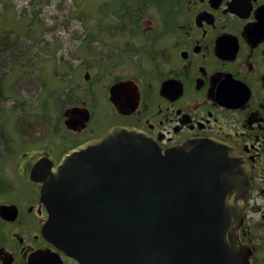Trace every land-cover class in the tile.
I'll use <instances>...</instances> for the list:
<instances>
[{
	"label": "flooded vegetation",
	"instance_id": "obj_1",
	"mask_svg": "<svg viewBox=\"0 0 264 264\" xmlns=\"http://www.w3.org/2000/svg\"><path fill=\"white\" fill-rule=\"evenodd\" d=\"M116 4L119 25L100 29L110 49L77 63L78 79L72 72L58 77L70 88L54 111L49 99L38 104L44 112L38 130L28 100L5 108L0 264H84L50 241L42 185L31 171L41 159L58 165L68 151L114 127H136L164 151L216 138L245 155L252 180L239 236L251 248L250 264H264L254 218H264V0ZM1 95L0 110L8 102Z\"/></svg>",
	"mask_w": 264,
	"mask_h": 264
},
{
	"label": "water",
	"instance_id": "obj_2",
	"mask_svg": "<svg viewBox=\"0 0 264 264\" xmlns=\"http://www.w3.org/2000/svg\"><path fill=\"white\" fill-rule=\"evenodd\" d=\"M31 175L50 241L84 264H250L239 228L251 166L224 140L163 151L136 127H114Z\"/></svg>",
	"mask_w": 264,
	"mask_h": 264
},
{
	"label": "rangeland",
	"instance_id": "obj_3",
	"mask_svg": "<svg viewBox=\"0 0 264 264\" xmlns=\"http://www.w3.org/2000/svg\"><path fill=\"white\" fill-rule=\"evenodd\" d=\"M115 2L0 0V45L13 47L18 57L0 61L1 99L8 101L1 106L0 123L10 116L6 106L28 100L33 110L29 119L38 130L44 113L38 104L49 99L54 111L57 98L70 88L71 84L59 85L58 77L65 78V73L72 72L78 79L77 63L84 64L89 54L96 58L100 51L110 49L111 42L105 41L104 30L100 29L119 25L116 16L122 9L116 10ZM259 205H264V194ZM254 218L258 222L255 229L260 231L258 244L264 253V218Z\"/></svg>",
	"mask_w": 264,
	"mask_h": 264
},
{
	"label": "trees",
	"instance_id": "obj_4",
	"mask_svg": "<svg viewBox=\"0 0 264 264\" xmlns=\"http://www.w3.org/2000/svg\"><path fill=\"white\" fill-rule=\"evenodd\" d=\"M1 51H0V61L3 57L13 58L17 59L18 57L14 55L13 47L9 48L6 46V44L0 45Z\"/></svg>",
	"mask_w": 264,
	"mask_h": 264
}]
</instances>
